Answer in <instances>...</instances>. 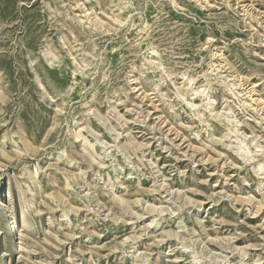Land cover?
Returning <instances> with one entry per match:
<instances>
[{"label": "rangeland", "instance_id": "obj_1", "mask_svg": "<svg viewBox=\"0 0 264 264\" xmlns=\"http://www.w3.org/2000/svg\"><path fill=\"white\" fill-rule=\"evenodd\" d=\"M0 264H264V0H0Z\"/></svg>", "mask_w": 264, "mask_h": 264}]
</instances>
